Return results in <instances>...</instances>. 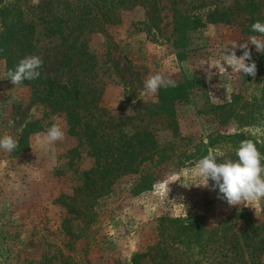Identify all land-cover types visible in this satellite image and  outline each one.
Masks as SVG:
<instances>
[{
    "label": "rangeland",
    "instance_id": "rangeland-1",
    "mask_svg": "<svg viewBox=\"0 0 264 264\" xmlns=\"http://www.w3.org/2000/svg\"><path fill=\"white\" fill-rule=\"evenodd\" d=\"M52 1L55 19L37 24L35 47L26 56L43 60L40 77L12 84L0 53V137L18 141L11 152L0 149V264H135L137 252L161 239L162 217L202 219L200 227L208 230L226 223V246L246 235L260 245L264 263V230L250 235L244 219L236 217L248 212L258 226L264 222V199L256 212L230 206L213 181L203 187L183 178L210 152L223 156L232 149L231 142L201 146L218 132H245L264 144V103L254 101L261 94L264 61L256 63L255 77L221 76L209 67L219 62L225 46L260 34L246 32L241 23L210 22L213 6L202 7V0H149L114 9L108 22L102 19V0H71L85 19L79 23L80 17L67 13L65 0ZM20 4L33 3L3 1V30L1 13ZM249 49L253 59L255 46ZM242 53L236 49L237 56ZM157 72L176 84L195 81L187 99L173 102L174 116L155 114L160 89L154 96L144 94V81ZM71 102L79 111L78 124L65 108ZM221 103L231 104L237 117L220 122L212 106ZM247 109L254 112L250 120L243 117ZM53 123L61 125L65 138L42 150L36 137ZM148 135L155 142L134 148L136 158L129 159L131 146ZM149 152L154 160L146 158L139 171H123ZM104 164L111 166L105 170ZM220 233H205L203 239ZM189 238L174 240L177 250L169 252L189 256L184 264H205L199 259L203 240ZM163 239L170 241L166 233ZM160 258L151 251L142 262Z\"/></svg>",
    "mask_w": 264,
    "mask_h": 264
},
{
    "label": "trees",
    "instance_id": "trees-1",
    "mask_svg": "<svg viewBox=\"0 0 264 264\" xmlns=\"http://www.w3.org/2000/svg\"><path fill=\"white\" fill-rule=\"evenodd\" d=\"M4 0H0V6L2 5ZM102 19L104 22L110 21L111 13L116 8H132L137 5H143L149 0H102ZM66 2V11L68 14H74L79 18L78 23L80 21L84 22L85 19L82 18L81 14H77L78 8L71 2V0H65ZM53 3L52 0H44L40 1L38 5H18L14 9L11 8V11L5 13L3 11L1 14L5 16L3 18L4 30L0 35V53L6 59L7 71L9 69H14V67L18 64V62L25 58L27 55L33 52L35 47L34 39L36 26L40 23H51L55 18L54 14H52V7L50 6ZM228 0H202L201 6H213V9L208 14V20L210 22H224V23H241L244 25V29L246 32L254 33L251 31L252 23L260 20L264 22V0H245L240 1L236 0L234 3H230V6H227ZM200 6V7H201ZM84 7V6H82ZM198 7V6H196ZM53 16V17H50ZM57 17V16H56ZM61 19V18H59ZM52 30H56V27L52 26ZM255 63L259 64L264 61V53L256 52L254 54V58L252 59ZM29 82V81H25ZM195 81L193 79H184L176 84L175 87H169L167 89H160V104L158 106L159 110L154 111L155 114L159 112L167 113L169 116L175 115V109L172 106L173 102L176 99H187L189 97V89L193 87ZM52 87V86H51ZM54 88H49V93L53 94ZM79 93V91H77ZM75 94V97H79V94ZM67 98V97H66ZM79 99V98H78ZM255 102H263L264 103V82L261 89V94L259 98L254 99ZM251 104V103H249ZM214 112L217 114L218 120L221 122H228L233 118L232 115L237 117V113L233 114L234 107L229 103H221L212 106ZM68 113L70 114L71 123L78 124L80 122L79 111L73 105V103L67 104L65 107ZM254 112L250 109H247L243 117H247L248 120L253 117ZM134 136V135H133ZM135 137V136H134ZM133 138V137H131ZM250 140L256 144L259 152L264 155V144L260 142L259 139L250 136L245 132H236L234 134L223 135L220 132L217 135L210 139L208 145L204 146L205 149L217 148L220 147L224 142L232 144V149L228 151L227 155H217V162H224L225 160H236L238 157L236 156V150L239 147L241 141ZM133 140H129L132 142ZM152 145L155 141L150 135L146 137V140H140L138 146L132 145L131 148L133 154H131L129 159L136 158V152L134 148L142 146ZM130 145V144H129ZM143 151V150H142ZM148 151V150H146ZM144 150V152H146ZM154 153H148V156L145 155L138 159L134 164H130L128 162L124 165V172H137L139 171L140 165L143 161L147 159H153ZM199 158H196V160ZM264 163V160H262ZM111 165L104 164L102 168L107 170V168ZM237 218L244 219L247 224L248 230L250 229V235L258 234L264 230V222L259 224L258 226L253 225V220L251 215L248 212H239L236 215ZM168 222L165 224V222ZM224 222H227L224 221ZM173 224H176V227L173 228ZM202 223V219L193 220L191 222H184L182 219H173L168 217H162L160 219V236L161 239L153 246L148 248V251L145 252H137L133 261L135 264H145L142 262V258H145L150 255L151 251H154L155 256L161 257L159 260H156L153 264H184L187 260L186 254L184 253H173L169 252L170 248H174L177 244L176 239L180 241L188 239L191 236L196 237V240L202 241V245L206 248L202 256L199 259L202 263L205 264H264L261 260L260 254V245L252 244V238H248L245 235V239L243 241L234 240L232 244L226 246L224 243L227 238V230L228 225L226 223L219 224L213 229H203L200 227ZM196 227V229H195ZM221 232L216 239L210 238V240L203 239V234L208 233L209 236H213L215 232ZM165 233L170 239L167 243L163 237ZM217 235V234H216ZM190 239V238H189ZM172 241V242H171ZM219 242L217 245H213ZM200 243V242H199ZM177 250L176 248H174ZM179 250V249H178ZM186 256V257H185ZM174 257V258H172ZM163 258V259H162ZM182 261V262H181ZM190 262V259H188Z\"/></svg>",
    "mask_w": 264,
    "mask_h": 264
},
{
    "label": "clouds",
    "instance_id": "clouds-1",
    "mask_svg": "<svg viewBox=\"0 0 264 264\" xmlns=\"http://www.w3.org/2000/svg\"><path fill=\"white\" fill-rule=\"evenodd\" d=\"M34 5H38L40 0H31ZM230 6V3L227 5ZM0 31L3 27L0 26ZM251 31L260 35H252L247 42H232L225 46L222 51L221 59L218 63H213L209 67H214L219 74L242 73L255 77L257 65L252 60V53L249 44L254 45L259 53H264V22L257 20L252 23ZM243 49V53L237 56L236 49ZM224 63H221V62ZM249 61H251L249 63ZM230 66L231 73L225 67ZM43 65V60L39 56L22 58L14 69H9L5 74V79L14 85H20L24 81L36 80L40 77L39 69ZM176 81L165 77L162 73L150 75L144 81V94L154 96L159 89L175 87ZM65 131L59 123H53L43 134L36 137V143L42 150H48L59 141L65 138ZM18 147V141L11 135L0 137V149L11 152ZM236 160H225L218 163L216 155L210 152L208 155L197 161L190 170L188 177L194 182L190 185L209 186V180L213 181V188L218 187L219 193L230 206L242 205L257 209L259 202L264 199V155L250 140L241 141L236 150ZM181 177H177L179 180ZM175 180V181H176ZM189 185V186H190Z\"/></svg>",
    "mask_w": 264,
    "mask_h": 264
}]
</instances>
